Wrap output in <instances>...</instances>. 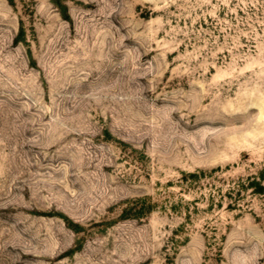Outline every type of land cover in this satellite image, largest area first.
<instances>
[{
	"label": "rangeland",
	"instance_id": "rangeland-1",
	"mask_svg": "<svg viewBox=\"0 0 264 264\" xmlns=\"http://www.w3.org/2000/svg\"><path fill=\"white\" fill-rule=\"evenodd\" d=\"M263 166L264 0H0V264H264Z\"/></svg>",
	"mask_w": 264,
	"mask_h": 264
},
{
	"label": "trees",
	"instance_id": "trees-1",
	"mask_svg": "<svg viewBox=\"0 0 264 264\" xmlns=\"http://www.w3.org/2000/svg\"><path fill=\"white\" fill-rule=\"evenodd\" d=\"M191 177H196V174H189ZM263 181H264V166L263 168L258 172L257 175L255 176H251L247 179V184L248 186H252L253 188V192L254 193H258V194H262L264 193V185H263ZM246 186V184L241 183V185L239 187L244 188ZM239 194L237 193L238 196H240V193L242 190L238 189Z\"/></svg>",
	"mask_w": 264,
	"mask_h": 264
}]
</instances>
